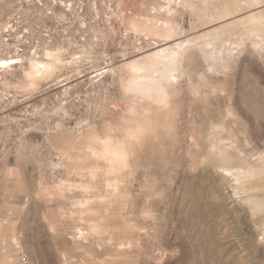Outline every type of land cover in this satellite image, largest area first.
I'll use <instances>...</instances> for the list:
<instances>
[{"label":"rangeland","instance_id":"374dc122","mask_svg":"<svg viewBox=\"0 0 264 264\" xmlns=\"http://www.w3.org/2000/svg\"><path fill=\"white\" fill-rule=\"evenodd\" d=\"M0 264H264V0H0Z\"/></svg>","mask_w":264,"mask_h":264},{"label":"bare ground","instance_id":"6f19581e","mask_svg":"<svg viewBox=\"0 0 264 264\" xmlns=\"http://www.w3.org/2000/svg\"><path fill=\"white\" fill-rule=\"evenodd\" d=\"M7 61H9V60H4V62H7ZM36 65H37V64H36ZM39 66H40V65H38V68L36 67V69H38L37 71H41L42 69H44V67H43V68H40L41 66H40V67H39Z\"/></svg>","mask_w":264,"mask_h":264}]
</instances>
